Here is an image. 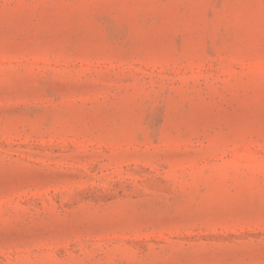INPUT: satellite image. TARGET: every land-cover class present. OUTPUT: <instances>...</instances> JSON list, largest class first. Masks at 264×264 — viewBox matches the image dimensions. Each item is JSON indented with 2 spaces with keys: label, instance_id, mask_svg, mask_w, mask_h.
Wrapping results in <instances>:
<instances>
[{
  "label": "rangeland",
  "instance_id": "374dc122",
  "mask_svg": "<svg viewBox=\"0 0 264 264\" xmlns=\"http://www.w3.org/2000/svg\"><path fill=\"white\" fill-rule=\"evenodd\" d=\"M0 264H264V0H0Z\"/></svg>",
  "mask_w": 264,
  "mask_h": 264
}]
</instances>
